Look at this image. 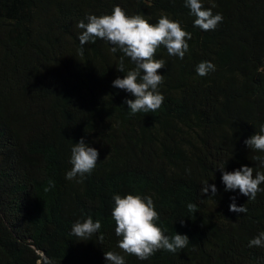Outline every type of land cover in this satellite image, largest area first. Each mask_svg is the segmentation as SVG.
I'll return each mask as SVG.
<instances>
[{
	"label": "trees",
	"instance_id": "trees-1",
	"mask_svg": "<svg viewBox=\"0 0 264 264\" xmlns=\"http://www.w3.org/2000/svg\"><path fill=\"white\" fill-rule=\"evenodd\" d=\"M201 3L223 17L214 30L194 27L183 0H0V264H106L107 251L125 264H264V247H248L264 231V191L251 201L225 192L218 170L264 173L254 159L264 153L243 143L264 123V0ZM114 5L153 24L166 14L191 34L182 59L163 46L154 53L164 61L155 111L130 114V94L110 86L134 67L124 57L116 70L122 53L99 38L77 51V21ZM200 61L215 71L197 76ZM81 137L98 157L78 184L64 174ZM205 180L217 189L211 198L200 192ZM113 194L150 196L154 223L189 244L144 261L123 253ZM230 197L247 212H229ZM87 216L100 229L82 241L70 228Z\"/></svg>",
	"mask_w": 264,
	"mask_h": 264
},
{
	"label": "clouds",
	"instance_id": "clouds-1",
	"mask_svg": "<svg viewBox=\"0 0 264 264\" xmlns=\"http://www.w3.org/2000/svg\"><path fill=\"white\" fill-rule=\"evenodd\" d=\"M183 3L189 9V15L194 17L193 26L202 31L214 30L223 19L219 12L213 14L211 7L204 8L201 0H183ZM75 27L81 30L77 35L79 53H83L86 43H95L99 38L110 45L109 53L115 54L119 51L123 54L119 57L120 63L116 68L118 72L124 73V57L134 65L123 74V78L113 79L110 85L130 94L132 98H126L123 102L130 114L155 111L160 107L164 98L158 91V85L162 83L163 75L158 74L157 70L164 67V61L154 59L153 56L159 46H163L169 56L174 55L178 59H182L188 52L187 40L191 38V34L184 31L178 21L161 14L153 24L141 14L125 15L118 5H114L110 14L97 16L86 13L83 19L77 21ZM211 71H215V66L210 61H200L194 68L195 74L200 77ZM243 143L247 149L264 153V123L260 124L258 132H253ZM97 157V150L86 144L83 137L71 143L68 157L71 167L65 172V179L82 183L85 175L90 174L97 165ZM254 159L258 161L259 168H264V156ZM218 170L225 192L238 189L240 195L251 201L255 199L257 192L264 191L258 187L264 183V173L259 170L254 176L253 168L244 165L230 172L224 171V165ZM216 191L214 184H208L207 180L202 182V194L210 193L211 198ZM111 200L113 204L110 215L114 222V234L119 237L116 247L123 253L144 261L157 250L174 253L189 244L186 235L174 233L170 238L154 223L158 214L150 196L125 194L122 197L113 194ZM230 201L229 212L239 215L247 212L245 204L237 206L232 197ZM186 207L195 213V205L188 203ZM99 229V220L94 221L91 216H87L71 225L70 235L86 241ZM248 247H264V231H259L252 237L248 241ZM103 259L106 264H125L124 256L114 251L104 252Z\"/></svg>",
	"mask_w": 264,
	"mask_h": 264
}]
</instances>
